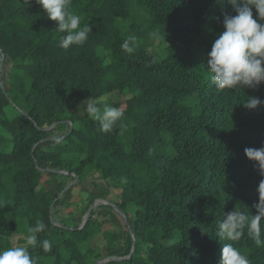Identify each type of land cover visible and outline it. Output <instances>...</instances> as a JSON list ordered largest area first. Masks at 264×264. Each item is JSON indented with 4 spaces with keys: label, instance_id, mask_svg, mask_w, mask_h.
<instances>
[{
    "label": "trees",
    "instance_id": "obj_1",
    "mask_svg": "<svg viewBox=\"0 0 264 264\" xmlns=\"http://www.w3.org/2000/svg\"><path fill=\"white\" fill-rule=\"evenodd\" d=\"M70 10L92 32L64 49L36 0H0V249L11 247L18 221L40 219L37 239L52 248L28 246L38 264H220L224 243L264 264L247 228L239 241L216 235L224 213L257 214L264 179L244 151L264 147V104L243 106L264 101V84L220 90L207 68L235 9L220 0H71ZM129 35L132 53L121 49ZM113 93L124 97L111 104L123 116L102 131L86 105ZM77 188L85 200L73 201ZM99 199L125 219L99 204L78 229ZM261 229L264 239V221Z\"/></svg>",
    "mask_w": 264,
    "mask_h": 264
},
{
    "label": "clouds",
    "instance_id": "obj_2",
    "mask_svg": "<svg viewBox=\"0 0 264 264\" xmlns=\"http://www.w3.org/2000/svg\"><path fill=\"white\" fill-rule=\"evenodd\" d=\"M235 9V15H224L223 31L217 35L207 54V68L211 83L217 89L249 87L264 84V0H220ZM46 17L56 23V31L64 35L59 38V46L67 49L73 45H83L92 32L89 24L81 25V16L71 11V0H36ZM256 18H254V12ZM135 37L129 35L121 44V49L132 53ZM264 101L247 97L243 106L256 109ZM102 131H110L123 113L119 108L104 105L102 110L93 101L86 105ZM123 127V125H121ZM245 156L257 164L260 175L264 177V147L246 148ZM259 203L255 205L257 214L250 217L237 210L224 213L216 233L219 240L239 241L247 228L248 236L257 246H264L261 238V221H264V179L258 184ZM45 224L37 219L34 226L27 228L25 244L0 249V264H38L31 256L28 246L39 243L44 251L52 248L48 239L39 240L37 234L44 231ZM220 264H250V260L233 243H224Z\"/></svg>",
    "mask_w": 264,
    "mask_h": 264
},
{
    "label": "rangeland",
    "instance_id": "obj_3",
    "mask_svg": "<svg viewBox=\"0 0 264 264\" xmlns=\"http://www.w3.org/2000/svg\"><path fill=\"white\" fill-rule=\"evenodd\" d=\"M137 21L139 23L142 22L141 20H138V19H137ZM129 22H131V20H128L127 21V23H129ZM157 43H159L158 40L155 41V44L156 45H157ZM123 98L124 97L119 96L117 93H113V94H110V95H107V96H104V97L100 98L98 101L95 102V104L97 106H99L101 108V110H102V108H103L104 105L114 104L117 101H122ZM121 141H122V144L124 145V147H127V143H129V141H130L129 135L128 134L127 135H123ZM78 188L74 190L73 201H75V202H79V201L85 200V198H86V197H84L83 193H81L79 191ZM118 192L119 191L116 190V191H114V194H116ZM71 211H73V209L66 210L64 213H69ZM53 224L59 225V224H57L55 222ZM17 225H18V229H17L18 233L16 235L12 236L9 239V242L11 244V247L23 245V244H25V241H26V230H27V224H26V222L20 220V221H18ZM78 229H81V227H79ZM93 241H94L95 245L99 247V249H102L103 248V246H104V240H103V238H102L101 235L97 234L95 237H93ZM96 249L97 248H95V247H93L91 245V249H89V252L87 253V255L91 259L95 258V256H96L97 251H98V249L97 250ZM47 262L48 261L46 260V263ZM99 262L100 261H96L94 264H98Z\"/></svg>",
    "mask_w": 264,
    "mask_h": 264
},
{
    "label": "water",
    "instance_id": "obj_4",
    "mask_svg": "<svg viewBox=\"0 0 264 264\" xmlns=\"http://www.w3.org/2000/svg\"><path fill=\"white\" fill-rule=\"evenodd\" d=\"M60 173H63V174H66V175H67V172L60 171ZM74 182H75V181H72V182L66 187L65 190H67L72 184H74ZM99 204L107 205V206H109V207H112L115 211H117V212L120 214V216H121L123 219H125V216L123 215V213L119 212V211L117 210V208H116L114 205H112L109 201L99 199V200H95V201L93 202V204L88 208L87 212L84 214L83 219H82V222H81V226H80L81 228L86 224V222H87V220H88V218H89V215H90L92 209H93L94 207H96L97 205H99ZM51 208H52V207H51ZM134 248H135V241H134V239H132V248H131L130 255H129L128 257H124V258H129V257L131 256V254L134 252ZM124 258H113V259H114V260H115V259L123 260ZM106 261H107V260L104 259V260L100 261L98 264H102V263H104V262H106Z\"/></svg>",
    "mask_w": 264,
    "mask_h": 264
}]
</instances>
